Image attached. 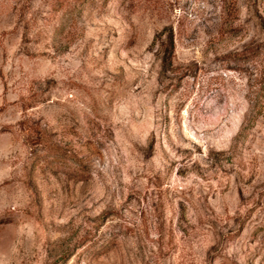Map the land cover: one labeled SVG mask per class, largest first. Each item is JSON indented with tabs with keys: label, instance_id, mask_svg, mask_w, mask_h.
Masks as SVG:
<instances>
[{
	"label": "rangeland",
	"instance_id": "1",
	"mask_svg": "<svg viewBox=\"0 0 264 264\" xmlns=\"http://www.w3.org/2000/svg\"><path fill=\"white\" fill-rule=\"evenodd\" d=\"M0 264H264V0H0Z\"/></svg>",
	"mask_w": 264,
	"mask_h": 264
},
{
	"label": "trees",
	"instance_id": "2",
	"mask_svg": "<svg viewBox=\"0 0 264 264\" xmlns=\"http://www.w3.org/2000/svg\"><path fill=\"white\" fill-rule=\"evenodd\" d=\"M172 49H173V45H172V39L171 37L168 38L167 40V46H166V50H167V57H165V60H169L171 54H172Z\"/></svg>",
	"mask_w": 264,
	"mask_h": 264
}]
</instances>
